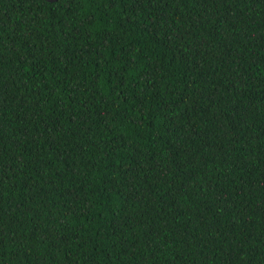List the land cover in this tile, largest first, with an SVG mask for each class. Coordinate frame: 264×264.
I'll list each match as a JSON object with an SVG mask.
<instances>
[{
    "label": "trees",
    "instance_id": "16d2710c",
    "mask_svg": "<svg viewBox=\"0 0 264 264\" xmlns=\"http://www.w3.org/2000/svg\"><path fill=\"white\" fill-rule=\"evenodd\" d=\"M0 264H264V0H0Z\"/></svg>",
    "mask_w": 264,
    "mask_h": 264
}]
</instances>
